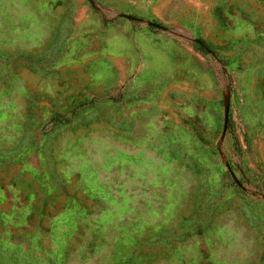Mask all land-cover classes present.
<instances>
[{
    "label": "rangeland",
    "instance_id": "rangeland-1",
    "mask_svg": "<svg viewBox=\"0 0 264 264\" xmlns=\"http://www.w3.org/2000/svg\"><path fill=\"white\" fill-rule=\"evenodd\" d=\"M0 264H264V0H0Z\"/></svg>",
    "mask_w": 264,
    "mask_h": 264
},
{
    "label": "water",
    "instance_id": "water-1",
    "mask_svg": "<svg viewBox=\"0 0 264 264\" xmlns=\"http://www.w3.org/2000/svg\"><path fill=\"white\" fill-rule=\"evenodd\" d=\"M123 15L126 16V17L135 18L134 16H131V15H127V14H123ZM151 24L155 25V26H160V24H157V23H154V22H152ZM199 42H200V40H199ZM228 113H229V98L226 99V105H225V123H224V127L225 128L227 126Z\"/></svg>",
    "mask_w": 264,
    "mask_h": 264
},
{
    "label": "trees",
    "instance_id": "trees-1",
    "mask_svg": "<svg viewBox=\"0 0 264 264\" xmlns=\"http://www.w3.org/2000/svg\"><path fill=\"white\" fill-rule=\"evenodd\" d=\"M199 46L202 50L204 51H208L210 50V46L207 44V42H205L204 40H201L200 39V42H199Z\"/></svg>",
    "mask_w": 264,
    "mask_h": 264
}]
</instances>
